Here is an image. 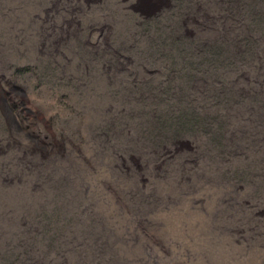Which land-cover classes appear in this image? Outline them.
<instances>
[{"label":"rangeland","instance_id":"obj_1","mask_svg":"<svg viewBox=\"0 0 264 264\" xmlns=\"http://www.w3.org/2000/svg\"><path fill=\"white\" fill-rule=\"evenodd\" d=\"M0 264H264V0H0Z\"/></svg>","mask_w":264,"mask_h":264},{"label":"flooded vegetation","instance_id":"obj_2","mask_svg":"<svg viewBox=\"0 0 264 264\" xmlns=\"http://www.w3.org/2000/svg\"><path fill=\"white\" fill-rule=\"evenodd\" d=\"M9 112L11 113V117H12V120L14 122H16L17 126L19 127V129H22L20 125H18L17 123V119L19 117V113L18 112H15V108L14 106H10V109H9Z\"/></svg>","mask_w":264,"mask_h":264}]
</instances>
